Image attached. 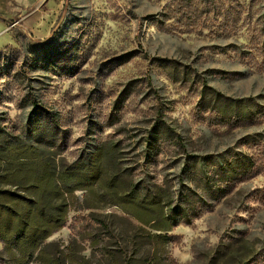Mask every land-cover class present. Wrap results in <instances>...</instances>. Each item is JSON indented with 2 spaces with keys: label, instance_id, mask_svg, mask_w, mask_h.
<instances>
[{
  "label": "rangeland",
  "instance_id": "374dc122",
  "mask_svg": "<svg viewBox=\"0 0 264 264\" xmlns=\"http://www.w3.org/2000/svg\"><path fill=\"white\" fill-rule=\"evenodd\" d=\"M0 207V264H264V0H0Z\"/></svg>",
  "mask_w": 264,
  "mask_h": 264
},
{
  "label": "trees",
  "instance_id": "16d2710c",
  "mask_svg": "<svg viewBox=\"0 0 264 264\" xmlns=\"http://www.w3.org/2000/svg\"><path fill=\"white\" fill-rule=\"evenodd\" d=\"M64 184H66L67 182H65V179H60ZM62 199L64 202L58 203L55 206L56 212L55 214H50L47 217H43L42 219L45 222H48L50 225H53V228L50 230L49 234L47 236H49L52 232L56 231L57 229L61 228L64 225V221H65V216L68 212V204L65 203L66 200V195H67V190H64L62 192ZM148 199V198H147ZM146 199V200H147ZM145 200V201H146ZM147 201H150L151 203H156L157 199L156 198H149ZM3 213H8L7 211H4V209H2L0 207V214ZM153 229L155 230H159V231H169L172 229V225L170 222H163V224H161L160 226H156ZM24 230L23 226H20L19 230L17 233H21ZM153 236L156 237H162V233L160 234H154Z\"/></svg>",
  "mask_w": 264,
  "mask_h": 264
}]
</instances>
